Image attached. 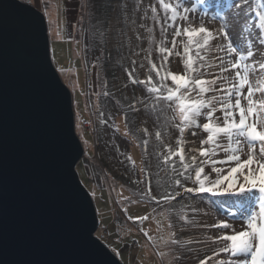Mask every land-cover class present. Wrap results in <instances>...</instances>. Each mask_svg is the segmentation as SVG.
Returning <instances> with one entry per match:
<instances>
[{"label": "rangeland", "instance_id": "374dc122", "mask_svg": "<svg viewBox=\"0 0 264 264\" xmlns=\"http://www.w3.org/2000/svg\"><path fill=\"white\" fill-rule=\"evenodd\" d=\"M22 1L38 8L47 17L53 60L73 93L76 129L85 146V156L77 169L94 197L100 231L108 229L105 243L123 264H199L207 257H213L207 264H217L218 259L226 258V253L215 257L219 245L211 239L220 230L204 225L216 223L214 217L224 218L230 207L235 211V198L209 193L185 194L182 199L178 197L167 204H157L143 194L148 191L149 179L152 195L157 198L164 191L178 190L174 187L177 177L170 167L172 161L165 165L159 153L165 151V144L175 149L179 133L164 125L163 116L157 122V114L145 110L144 104L151 102L149 94L143 90V85H133L126 71L132 69V61L136 60L133 74L144 79L149 67L144 57L150 36L156 41L152 44L151 59L159 61L157 48L161 39L160 24L164 21L157 0ZM216 2L225 5L226 11L232 0ZM150 5L157 7L159 22L152 19ZM254 23L253 18L244 28L253 35L258 31V24L254 28ZM148 28L153 29L151 34ZM172 31L170 27L166 34L169 41L166 47H171ZM231 35L234 43L240 42L237 34L231 32ZM180 39L178 37L177 41ZM141 61L145 63L143 69L139 67ZM168 68L179 71L182 68L180 58L169 57ZM70 70L73 73L70 74ZM152 76L153 80L157 79L154 72ZM138 100L143 103H136L140 111H135L129 106ZM144 128L148 129L147 133ZM156 130L161 131L164 144L157 141ZM206 135L200 132L193 137L186 132L185 139L195 143L186 144L185 153L192 147L198 148L199 141ZM216 159L223 160L224 154L220 153ZM175 163L180 169L179 157L175 158ZM227 165L217 166L227 169ZM179 178L192 186L190 181ZM259 195L254 190L249 202L258 203ZM189 206L198 207L199 211ZM181 207L183 212L177 215ZM129 216H148V219L140 222L128 219ZM229 222L235 228L241 226L240 220L229 218ZM228 231L230 234L231 230Z\"/></svg>", "mask_w": 264, "mask_h": 264}, {"label": "snow or ice", "instance_id": "6c2138e0", "mask_svg": "<svg viewBox=\"0 0 264 264\" xmlns=\"http://www.w3.org/2000/svg\"><path fill=\"white\" fill-rule=\"evenodd\" d=\"M157 3L164 21L160 24L159 61L151 59L152 44L156 41L150 36L144 57L149 67L144 79L133 74L136 60L132 61V69L126 71L129 81L143 85L149 94L151 102L144 104L145 110L156 113L157 122L163 116L164 125L179 133L177 147L173 149L171 144H165V151L159 153L165 165L172 161L170 167L177 177L174 187L178 190L164 191L157 198L152 195L149 179L148 191L143 194L157 204L182 199L185 194L209 193L235 198V211L230 207L224 218L214 217L216 223L204 225L220 230L211 237L219 245L215 257L221 253L228 255L218 259L217 264H264V59H261L264 57V2L232 0L226 11L225 5L216 0L212 3L157 0ZM150 8L152 19L159 22L157 7L150 5ZM253 18V27L258 24V31L255 35L251 31L245 34L244 25ZM237 25L240 42L234 43L231 32ZM170 27L173 29L171 47H166ZM148 32L151 34L153 29L148 28ZM178 37L182 38L179 42ZM169 57L180 58L179 71L168 68ZM139 67L145 68V63L141 61ZM136 103L143 101L138 100L129 107L140 111ZM143 131L147 133L148 129ZM186 132L193 137L200 132L207 135L199 141L198 148L192 147L185 153L184 146L195 143L185 139ZM155 137L164 144L160 130L155 131ZM220 153L224 154L223 160L216 159ZM176 157H179L180 169L176 168ZM127 158L131 160L130 156ZM225 163L231 166L227 169L217 166ZM179 177L190 181L192 186H187ZM254 190L260 193L258 203L249 202ZM193 210L198 212L199 208L193 207ZM182 212L183 207L176 214ZM229 218L240 220V228L233 227ZM128 219L143 222L148 216ZM172 243L178 241L172 240ZM211 259L207 257L199 264H207Z\"/></svg>", "mask_w": 264, "mask_h": 264}, {"label": "water", "instance_id": "95a60500", "mask_svg": "<svg viewBox=\"0 0 264 264\" xmlns=\"http://www.w3.org/2000/svg\"><path fill=\"white\" fill-rule=\"evenodd\" d=\"M84 156L45 13L0 0V264H123L97 235Z\"/></svg>", "mask_w": 264, "mask_h": 264}, {"label": "bare ground", "instance_id": "6f19581e", "mask_svg": "<svg viewBox=\"0 0 264 264\" xmlns=\"http://www.w3.org/2000/svg\"><path fill=\"white\" fill-rule=\"evenodd\" d=\"M52 15H53V17L55 18V11H53V14H52ZM246 15H247V14H246ZM244 28H245V25H244ZM232 32L235 33V34H237V38H238V40H239L240 26L237 25V26L233 27ZM244 32H245V34H246L248 31L244 29ZM69 72H70V74L73 73L72 70H70ZM241 158L243 159V156H242ZM227 166H228V168H229L231 165L228 164ZM218 167H222V168L225 169V167H223V166H218ZM199 215H200V214H199ZM201 215H202V214H201ZM214 230H215V232L217 231L216 229H214Z\"/></svg>", "mask_w": 264, "mask_h": 264}, {"label": "built area", "instance_id": "2783aa9c", "mask_svg": "<svg viewBox=\"0 0 264 264\" xmlns=\"http://www.w3.org/2000/svg\"><path fill=\"white\" fill-rule=\"evenodd\" d=\"M100 228H99V230H98V232H97V235L99 236V238L102 240V241H105L106 240V237H107V235H108V229L107 228H105V229H103V230H101L100 232Z\"/></svg>", "mask_w": 264, "mask_h": 264}, {"label": "trees", "instance_id": "16d2710c", "mask_svg": "<svg viewBox=\"0 0 264 264\" xmlns=\"http://www.w3.org/2000/svg\"><path fill=\"white\" fill-rule=\"evenodd\" d=\"M81 162V161H80Z\"/></svg>", "mask_w": 264, "mask_h": 264}]
</instances>
